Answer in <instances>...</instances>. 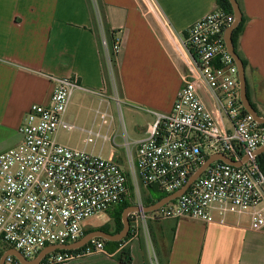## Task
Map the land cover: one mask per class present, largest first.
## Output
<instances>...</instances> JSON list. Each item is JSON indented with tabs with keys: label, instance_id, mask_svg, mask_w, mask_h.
<instances>
[{
	"label": "built area",
	"instance_id": "1",
	"mask_svg": "<svg viewBox=\"0 0 264 264\" xmlns=\"http://www.w3.org/2000/svg\"><path fill=\"white\" fill-rule=\"evenodd\" d=\"M94 1L91 3L99 16L101 45L108 62L110 51ZM233 21V13L216 8L186 29L183 46L191 63L182 72V87L171 111L154 113L146 136L127 157L128 172L112 158L57 141L59 130L75 128L65 120V113L73 92L85 88L76 76L51 77L53 89L48 104H32L19 128L21 141L0 152V241L27 259L35 258L47 245L75 242L83 236V223L88 217L108 211L128 197V175L134 185L158 187L169 194L181 188L213 153L235 160L246 154L249 158L240 166L215 160L183 194L153 211H144L141 201L132 203L140 209L129 212V231L124 240L127 243L149 233L153 220L190 217L212 222L218 217L223 222L227 213L246 214L252 229L263 230L264 172L253 152L264 144V126L240 101L238 66L224 40ZM112 51L115 55L120 52L117 37ZM201 86L230 122L231 130L218 123L200 93ZM115 87L111 79L96 94L120 106ZM112 120L107 108H96L94 126L99 131L89 129L84 144H95L98 139L114 141V135L100 132L102 127L108 130ZM73 250L52 251L39 264H74L104 252L105 242L94 237ZM5 264L22 263L8 255Z\"/></svg>",
	"mask_w": 264,
	"mask_h": 264
},
{
	"label": "crops",
	"instance_id": "2",
	"mask_svg": "<svg viewBox=\"0 0 264 264\" xmlns=\"http://www.w3.org/2000/svg\"><path fill=\"white\" fill-rule=\"evenodd\" d=\"M98 2L103 29L115 31L120 42L115 59L121 101L116 108L118 114L110 100L96 94L105 89L106 83L101 33L87 0H0V152L21 141L19 128L29 107L48 104L53 89L51 77L76 76L85 88L73 92L65 113V120L75 128L59 130L57 141L112 158L125 172L129 170L127 157L146 136L154 113L171 111L182 87V72L191 63L183 46L185 31L216 9V0ZM237 2L247 17L236 42V50L246 61V94L264 117V0ZM200 93L218 123L231 130L206 87L201 86ZM91 97H99L96 108L110 112L112 123L100 132L114 135V141L98 139L95 144H84L89 129L99 131L94 126L96 108L89 105ZM77 129L85 137L74 138ZM149 224L150 233L120 244L128 248V264H152V257L157 263L154 247H162L160 241L166 237L169 242L172 229L168 264H264V229H252L246 214L227 213L223 222L218 217L212 222L183 217ZM115 226H109V231L113 232ZM11 248L0 241L1 256ZM117 251L109 253L105 248L74 264H123L114 256Z\"/></svg>",
	"mask_w": 264,
	"mask_h": 264
},
{
	"label": "water",
	"instance_id": "3",
	"mask_svg": "<svg viewBox=\"0 0 264 264\" xmlns=\"http://www.w3.org/2000/svg\"><path fill=\"white\" fill-rule=\"evenodd\" d=\"M230 4L232 6V11L234 14V21L233 23L226 29L224 33V40L225 44L227 47V50L230 52V54L233 56L235 59V62L238 66V71H239V88H240V101L242 103V106L244 109L259 123H264V117L259 115V113L256 111V109L252 106L250 103L247 94H246V76H245V68L243 65V62L239 55L237 54L233 41H232V32L238 25V23L242 19V13L239 7V4L237 0H229ZM264 151V144L261 145L259 148H257L253 153L258 155ZM249 158V155L246 154L241 160H235L223 153H213L209 155V157L201 164V166L197 169V171L188 179V181L179 189L173 191L172 193L167 194L164 198L159 200L156 203H153L151 205H144L142 206V209L144 211H153L160 207L161 205L168 203L169 201H172L176 199L178 196L183 194L191 185V183L198 177L200 176L204 170L215 160H221L223 162H226L228 164H232L235 166H240L243 163L247 161ZM140 207L138 205H129L126 207L121 215L123 227L122 229L117 232V233H112V232H107L103 229H94L86 234H84L80 239H78L75 242L72 243H64V244H51L45 246L41 251L38 253V255L33 258V259H27L24 257V255L14 249L11 248L9 251L5 252L1 257H0V264H5L6 257L8 255H12L15 258H17L22 264H39L41 259L45 257L47 254H49L52 251L55 250H72L79 248L83 245H85L90 239L94 237H99L103 238L105 240H111V241H119L123 240L129 231V218L128 214L129 212L133 210H139Z\"/></svg>",
	"mask_w": 264,
	"mask_h": 264
},
{
	"label": "trees",
	"instance_id": "4",
	"mask_svg": "<svg viewBox=\"0 0 264 264\" xmlns=\"http://www.w3.org/2000/svg\"><path fill=\"white\" fill-rule=\"evenodd\" d=\"M87 1L89 3L90 7H92V11H93V6H92V3H91V0H87ZM98 6H99V3H98ZM216 6H217L218 9H221V10L226 11V12L233 13L232 6H231L229 0H216ZM239 6H240V4H239ZM99 10H100V8H99ZM246 20H247V17L244 14H242L241 21L238 23V25L236 26V28L232 32V41H233L235 50H236V42H237L238 36L243 31L245 23H246ZM104 32H105V35H106V39H107V43H108V47H109V51H110L111 64L113 63V65H116V62H115L116 60L115 59H116L117 55H115L113 53V51H112L114 42L116 40V37H115L116 32L115 31H110L108 29H105ZM185 33H186V31H185ZM99 46H100V52H102L103 49L101 47V38L99 39ZM236 52L239 55V57L241 58V60L243 62V65L245 66V64H246L245 59L241 56V54L237 50H236ZM102 65H103V71H104V74H105V83H106V86H108L109 85V80H108V77H107V69H105L106 60H105L103 55H102ZM252 106L254 107L253 104H252ZM259 115H260V113H259ZM261 125L264 126V123H261ZM238 154L242 155V151H238ZM208 157L209 156H207L205 158V160ZM257 162H258L259 168L264 172V151L257 155ZM167 194L168 193H165V192L161 191L160 189H158V187L149 186V187H147L146 196L143 199V203H144V205H151L153 203L158 202L162 198H164ZM130 200H131V194H129L128 197H123L121 199V201L114 206V209L111 212H109L110 216L114 218L115 225H116L115 229H114V231L112 233H117V232H119L122 229L123 223H122L121 215H122L123 210L126 207H128L129 205H132V202ZM96 229H103V230H105L107 232H110L109 231V227L101 226V227L96 228ZM92 230H94V229H89V228L85 229L84 232H83V235L88 233V232H90V231H92ZM172 237H173V229H172L171 239L167 243V247H166V250H165L164 253L162 252V247H159L158 245H155V252H156V258H157V263L158 264H168L170 244H171ZM101 239H103V238H101ZM124 239H126V237ZM103 240L105 242V248H106L107 252L113 253L116 250H118L116 253H114V256H115L116 259H118V261L120 263L128 264L131 261V256H130V253L128 251L127 246H124L122 248L120 247V244H122L123 240H119V241H111V240H105V239H103ZM57 251H65V250H57ZM66 251L73 252L75 250L72 249V250H66ZM0 256H1V254H0Z\"/></svg>",
	"mask_w": 264,
	"mask_h": 264
},
{
	"label": "rangeland",
	"instance_id": "5",
	"mask_svg": "<svg viewBox=\"0 0 264 264\" xmlns=\"http://www.w3.org/2000/svg\"><path fill=\"white\" fill-rule=\"evenodd\" d=\"M94 1V0H93ZM95 2V1H94ZM97 3L98 0H97ZM101 15V14H100ZM99 18L98 14L95 12L94 8H93V18L96 20L97 22V19ZM103 27V26H102ZM104 31V29H103ZM101 32V31H100ZM102 49L104 50V47L101 45ZM101 52V54L104 56V52ZM109 53V52H108ZM107 55V58H108V54H107V51L105 49V56ZM108 65V66H107ZM105 69L108 70L107 72V77H108V80H113L114 83H115V89L118 93V90L117 88H119V85H118V78H117V71H116V65H113V63L111 64V61H108L106 62V67ZM110 72V74H109ZM111 92V91H110ZM73 97V96H72ZM91 97L90 100H89V105H92L94 106V109L98 106V103H99V97H97V99H93ZM91 103V104H90ZM88 104V103H87ZM110 104H111V108L112 109H115L116 113L118 114L117 112V104L115 101L113 100H110ZM124 121L126 122V119L124 117ZM88 128L91 127V123L87 126ZM74 138H79L81 136H84L85 137V134H83V132L79 129L77 130H74ZM62 135H65L67 136L68 134L67 133H62ZM107 149V147H106ZM128 175V174H127ZM128 179H129V185L131 187H129V194H131V202L133 204H136L137 202H140V201H143L144 197L146 196V188L143 187L142 185H133L132 182H131V178L130 176L128 175ZM114 209V206L112 208H110L108 211H105V212H100V213H97V214H94L90 217H88L85 221H84V226L89 228V229H96V228H99L101 226H104V227H109L113 224H115V221H114V218L110 216V213L112 210ZM163 220V219H161ZM156 221V220H155ZM150 225V224H149ZM150 227V226H149ZM149 233H150V228H149ZM167 238V237H166ZM165 238V241L162 240L160 241V245L162 246V252L164 253L165 250H166V247H167V239ZM154 244V243H153ZM154 250H155V247H154ZM151 252V251H150ZM151 255L152 252H151ZM152 264H157L156 263V260L154 259V257H152Z\"/></svg>",
	"mask_w": 264,
	"mask_h": 264
}]
</instances>
